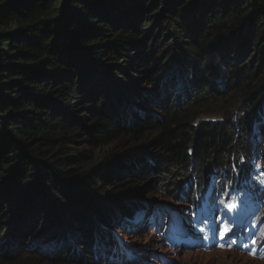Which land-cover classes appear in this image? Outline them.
Listing matches in <instances>:
<instances>
[{
  "label": "trees",
  "instance_id": "16d2710c",
  "mask_svg": "<svg viewBox=\"0 0 264 264\" xmlns=\"http://www.w3.org/2000/svg\"><path fill=\"white\" fill-rule=\"evenodd\" d=\"M200 1L186 0L183 7L188 3L201 4L203 13L214 15L212 24L206 27L202 14L201 20L193 18V21L188 18L179 21L171 17L170 28L167 30L173 37L171 47H174L173 51L177 50L175 57L180 60L182 67L191 69L185 70V76L193 83L195 94L185 105L169 107L160 120L146 122L141 128L132 125L138 120L143 121L149 112L142 117L143 115L132 111L136 119L126 121L130 122L126 126L119 118L120 113L128 109V97L124 91L130 93L139 90L142 79L132 78L122 86L98 71L103 68L106 71L113 69L114 73H124L125 67L106 61L120 59L117 57L119 50L127 53V45L141 39L129 31L115 33L109 40L105 39V36L108 32L115 31L118 22H131V19L125 18L128 13L140 14L158 3L151 12L154 15L165 5L164 0H0V195L4 186L12 181L15 192L10 197L13 198V203L16 206L22 200L28 204L32 203L29 205L30 209L23 210L13 222L10 232L8 231L9 235L0 240V249L7 247L2 251L4 254L0 255V264H46L44 257L52 258L48 260L50 264L66 262L61 252L64 247L74 243L73 238L83 243L84 253H81L80 257L88 252L86 246L90 245L94 256L118 259L117 242L110 238L107 225H102L103 228L99 230L94 225L93 218L84 210L82 203L85 200H94L88 198L84 190L75 186V183L83 181L86 188L96 191L90 183L93 181V174L100 164L106 165L108 174L104 172L100 175L103 184L100 183L99 189L102 188L104 192L100 194L108 198L111 194L107 191L105 182L109 173L113 172V166L119 164L122 157L133 151L141 150L150 155L154 150L164 153L165 164L171 167L169 178L172 180L166 183L179 185L180 193L185 196L186 202L197 217L198 207L205 201L206 191L214 183L216 188L219 185L218 190L227 201L237 202L240 198L238 203H245L241 200L244 195L234 193L237 186L234 174L241 163L246 168L238 170L239 176L245 177L246 180L249 178L247 173L242 171L249 168L251 131L254 128L251 119L255 117V121L264 114V77L256 78L259 73L264 76V71H261L264 67L256 68L252 61L247 60L249 64L244 65L245 62L241 68H232V65H236L235 62L225 56L234 43L237 47L246 46L244 42H248L252 34L257 36V41L264 39V0ZM158 15L159 22H166L162 12ZM223 17L229 22L221 26ZM208 49L211 50L209 54L206 52ZM232 49L233 53L239 54L238 49ZM127 54L122 53L124 56ZM219 56L224 59L220 64L231 66L221 70L218 64L214 70L212 65L218 61ZM207 60L210 62L206 63ZM147 63L149 61L146 59L137 67H141L144 79L148 80L150 70L146 67ZM232 70L234 81L236 78L240 79L238 85H244L241 94L246 93L243 115L232 117L234 124L232 121L195 123L197 115L192 114L194 110L216 104L218 96L225 95L220 91H223L226 85L222 86L220 81L217 83L213 73L223 72L230 75ZM160 78L162 76L159 75ZM83 79L89 80L84 82ZM93 79L96 81H91ZM237 79L234 84L238 83ZM157 80H148L149 90L156 89ZM87 82H90L89 92H86ZM80 89L87 94L95 91L100 93V103L89 106L87 117L92 122L91 126L83 124L76 115L72 116L76 111L72 114L73 110H70V106L76 107L75 93ZM238 89L230 88L227 95ZM149 90L138 94L143 104L148 105L154 99V91ZM104 95L110 98L111 104L104 106L107 100H103ZM165 98L160 97L155 102L156 105L163 104ZM85 101L92 104L93 96H86ZM262 129L264 133V127ZM148 131H154L153 136H148ZM86 134L90 136L87 142L91 145L115 141L118 151L111 149L96 161L89 159L80 169L74 166L61 169L65 165H78L80 157L87 156L69 149L77 137ZM140 139L145 140L140 142ZM143 156V153L140 156L135 155L134 162L139 163L141 160L150 168L158 166V159L145 160L146 157ZM127 157L132 158L130 155ZM154 163L156 165H153ZM12 167L15 168L10 174ZM140 170V165L134 167L135 173ZM65 177L70 179L66 180ZM186 177L187 180L183 183ZM120 182L125 184L124 186L127 184L126 180L120 179ZM254 186H258V183L255 182ZM254 189L256 195L263 196L258 188ZM168 191L170 189H167ZM126 192L141 195L139 187L128 188ZM42 196L45 201L40 203L38 201ZM53 198H57L53 201V206L58 207L61 202L67 210H71L70 214L74 217L57 216L52 211L53 206L52 209H45L46 203ZM105 206L106 204H103V207L94 205L92 209L97 215L104 217ZM41 209L49 213L41 230L46 229L45 236L50 239L47 242L31 244V248L40 256L33 257L34 261L26 260V253L10 256V253L18 251L16 246L20 238L29 232L25 226L33 227L27 223H34ZM138 218L139 215L135 217L134 222ZM67 220H71L72 225L66 224ZM43 221L41 218L37 223L42 224ZM119 221V217L113 216L110 223L115 225L119 224ZM76 225L80 226L78 231L67 233V227L74 229ZM34 228L37 226L34 225ZM95 229L97 234L93 232ZM107 240L110 243H107ZM70 248L69 246L68 249ZM74 256L77 257L75 248L70 253V257Z\"/></svg>",
  "mask_w": 264,
  "mask_h": 264
},
{
  "label": "rangeland",
  "instance_id": "374dc122",
  "mask_svg": "<svg viewBox=\"0 0 264 264\" xmlns=\"http://www.w3.org/2000/svg\"><path fill=\"white\" fill-rule=\"evenodd\" d=\"M185 1L186 0H184V2L177 1V3H172L169 0H164L165 5L160 7L154 15L151 14V12L158 6V3L150 10H145L140 14L130 12L125 18L128 20L131 19L132 21L135 19L136 21L134 20L133 22L131 21L127 23L125 20L124 24L120 21L118 22V25H115V31H110L105 36V39L109 40L115 33L129 31L133 32L135 36L141 39L139 42L127 45L128 47L126 50L128 54L119 50L117 57L120 59L106 61V63H113L125 67L124 73H114L113 69L106 71L103 68L98 71L103 73L105 75L104 77H108L117 85L122 86L129 83L132 78L134 80L142 79L139 90L133 92L130 91V93L124 91L128 97L126 100L128 102V109L120 113L121 118L119 119L123 125L125 124V126L130 123L126 121H131L135 118V116L131 113L132 111H135L138 115H143L142 117L149 112V114L144 117L143 121L138 120V122L132 125L143 128V125L146 122L160 120L164 111L169 107L185 105L195 94V87L193 83L185 76V70L188 67H182L180 60H177L175 57V52L177 53V50L173 51L174 47H171V40L173 37L167 30L170 28L169 22L171 17H174V19H178L179 21H183L187 18L188 20L193 21V18L201 20L200 15L202 14V21H205V26L208 27L209 24H212V17L214 15L212 14L208 16L207 12L203 13L202 11H204V9L201 4L198 3H188V5L183 7ZM199 2L201 1L199 0ZM159 12H162V14L165 15L166 22H159ZM221 21V26H224L227 22H229V20L224 17ZM244 43L246 46L241 45L240 47H237L235 43L234 46H232L235 50L238 49L237 52L239 54L236 52L233 53L232 48V51L230 49L228 50V53H226V56L231 57L225 56V58H230V60L236 64L232 65L234 66L232 68H241L244 65L249 64V61H252V65L256 68L264 67V39L257 41V36L252 34L250 40ZM72 44L75 45L73 42ZM206 52L209 54L211 53V50L208 49ZM122 53L127 55L124 56ZM217 58L218 61L212 65L214 70L215 65L217 66L220 64L223 59L221 56ZM146 59L149 61L146 67L150 70L148 80H152L153 78H156L157 80L158 77L156 83L157 87L154 90H149V87L147 86V78L144 79L141 67H137L141 61L143 62ZM187 60L188 58H186V61ZM247 60L249 61L247 62ZM209 62L210 60L206 61V63ZM198 63V65H200V62ZM243 63L245 64L242 65ZM226 66L231 65H224L221 63L219 68L222 70ZM188 69V71H191L190 68ZM233 72L234 71L232 70L230 75L223 72L213 73L214 80L217 83L220 81L222 86L226 85L224 90L220 91V93H225V95L218 96V102L216 104L194 110L192 114L197 115L195 123L200 124L204 121L228 123L232 121L234 124L232 117H236V115H243V112H245L244 95L246 93L241 94L244 90V85L243 87L242 83L238 85L241 81L240 79L236 78L238 83L234 84L236 79L234 81V77H232ZM159 75L160 77L162 76V78L159 79ZM260 77L263 78L264 76L259 73L256 78ZM83 80L85 82L89 79ZM91 81L96 80L93 79ZM90 82H87L86 85L84 83V85L88 88V91L86 92H89ZM230 88L239 89L232 92L230 95H227ZM145 90L154 91V99L149 102L148 105L143 104L138 97L139 92H143ZM86 92H83V90L80 89L75 93L77 96L75 101L76 107L70 106V110H73L72 114L76 111L72 116L76 115L83 124L91 126L92 122L90 118L87 117V114L89 113V106L97 105V102L100 101V93L97 91L91 92V90L90 92L92 94H87ZM237 93H239V95H237ZM86 96H93L94 102L91 104V102L85 101ZM103 97H105L103 100L107 99L105 100L106 102L104 103V106L111 104V100L107 95H104ZM160 97L166 98L163 101V104L156 105L155 102ZM119 110L122 111V109ZM254 118L255 117L251 119V124L254 128H252L253 130L251 131L252 138L250 137L251 150L249 158V168L252 169L249 170L248 168L242 171L243 173L246 172L249 176L246 180L245 177H241L238 174V170L243 169L244 167L246 168V166L241 165V163L239 164V169L236 170L234 174L235 183L237 184L234 189V193L245 195L246 201L249 202L248 204L255 203L258 205V208L255 209L252 214L246 215V224L243 227H240L237 232L233 231L235 223L232 221L229 210L225 208L228 204L225 205L224 203L228 202H226V200L222 197L221 192L218 190V188H220L219 185L218 188H216V183H214L215 185L213 184L208 188L206 191L205 202H202L200 207H198V217L196 218V215L190 208L189 203L186 202L185 196L180 193L181 188L178 187L179 185H168L166 183L172 180L169 178L171 167L169 164H165L166 159L164 153L160 150H154V153L150 155L149 153H145L141 150L133 151L128 153V155L132 157L131 159H129L126 154L124 158L122 157L119 164H113L114 166L112 165L114 170L112 173H109L105 182V186H107L108 189L107 191L111 194L107 199L104 198V195L100 194L103 193L104 190L102 188L99 189L100 183L103 184L100 175L104 172L108 174V170L105 168L106 165L102 166L100 164L93 174L94 178L90 183L92 188L96 189V191L86 188L83 181L75 183V186L84 190V193L88 195V198L94 200L92 202L85 200V202L82 203L84 210L90 217L93 218L92 221L95 223L94 225L99 228V230L100 228H103V226L107 225L110 238L117 242L119 250L118 259L114 260L111 258L94 256V254L90 251V245L86 246L88 252H86L83 257H80V254L84 253L83 243L73 238L74 243L64 247V250L61 252L63 257L66 259V262L64 261L60 264H264V195L261 197L260 195L258 196L255 193H251L255 182L258 183V186L264 188V133L262 129L264 127V114H261V116L255 121H253ZM152 132L154 131H148V136H153ZM89 137L90 136L87 134L86 136L77 137L76 142L69 147V149H73L75 152L78 151L80 153L87 154V156L85 158L80 157V163L78 165H65V167L61 169H67V167L69 168L73 166L80 169L81 165L87 163L86 161L89 159L96 161L104 153L110 151L111 149L118 151V149L115 148L117 146L116 143L114 144L115 141L109 142V144L91 145L87 142ZM145 139H140L139 141L141 142V140ZM142 153L144 154L143 157H146L145 160H147V158H151L153 161H156L157 159L160 161L158 162V166H155V168L152 167L154 170L146 166V164L141 160L138 161L139 163L134 162L133 157L135 155L140 156ZM136 160L137 159H135V161ZM139 165L141 170L135 173L134 167H138ZM153 165L156 164L154 163ZM14 168L15 167L11 168L10 174L13 173ZM85 169L86 168H83V170ZM186 174L187 173H185V175ZM219 175L220 173H218V176ZM65 179L69 180L70 178L65 177ZM118 179L119 181H116ZM120 179L126 180V186L120 182ZM186 180L187 177L182 182L184 183ZM115 183H118V185H114ZM182 185L183 184H181V187ZM14 187L18 189L17 186ZM138 187L140 188L139 193H141V195L136 198L135 204H132L125 210L122 209L124 207L123 204L121 207H108V205L112 203V200L116 199L118 193L127 191L128 188ZM167 189H170V191L167 192ZM14 192L15 190L13 188L12 181H10L7 186H4L0 195V240H4L9 235L8 231L10 232L13 222L20 214L23 213V210L25 211L26 208V211L29 210V205L32 204H28L24 202L25 200H22V202L16 206V204L13 203V198L10 197ZM84 197L86 196L84 195ZM56 199L57 198H53L49 201L50 203H46L45 209H52L53 201ZM43 201H45L44 196L40 197L38 202L43 203ZM103 204H107L103 208L104 210L102 209L104 211V217L97 215V213H95L92 209L94 205H100L103 207ZM53 207L52 211L61 218H63L62 215L74 217L73 214H70L72 213L71 210H67L63 205H61V202H59L58 207L56 205ZM42 210L43 209H41V212L39 211V215L35 217L34 223H27V225H33V227L29 228L28 226H25L29 232H26L25 235L20 238V241L16 246V248H18L17 252H7L8 254H11L10 256L26 253L28 256L26 260L29 261H34L33 257L40 256L38 252L31 248V244L39 241L47 242L50 239V237L48 238L45 236V234H47V230H41L47 220V217L49 216V213ZM138 215V220L134 222L135 217ZM113 216L119 217V224L116 223L113 225L110 223ZM41 218H43L44 221L42 224H38L37 221ZM72 222H75V220H72ZM66 224L72 225L71 220H67ZM34 225L37 226V228H34ZM225 226H227L230 231L227 235H225L224 239L221 240L220 232ZM79 227L80 226L77 227V225L74 229L67 227V231H69L67 233L71 234L74 230L78 231ZM92 229L90 228V230ZM93 232H96V229ZM231 241H235L231 247L217 246L220 244L228 245ZM253 241H255V243H253ZM106 242L110 243L108 240ZM69 246L71 247L70 249H68ZM5 248L0 249V255L4 254L2 251H4ZM74 248L77 257H70V253L74 250ZM114 255L115 253L112 257ZM44 259L47 261L46 264L51 263L48 262V260H52V258L49 259V257H44Z\"/></svg>",
  "mask_w": 264,
  "mask_h": 264
},
{
  "label": "water",
  "instance_id": "95a60500",
  "mask_svg": "<svg viewBox=\"0 0 264 264\" xmlns=\"http://www.w3.org/2000/svg\"><path fill=\"white\" fill-rule=\"evenodd\" d=\"M140 195H134L131 193H127L126 191L120 193V195H118L116 197L115 200H112V203H110V205H108V207H117L123 204L124 207L122 208L123 210L129 208L132 204L136 203V198H138ZM107 199V198H105ZM107 205V204H106Z\"/></svg>",
  "mask_w": 264,
  "mask_h": 264
},
{
  "label": "snow or ice",
  "instance_id": "6c2138e0",
  "mask_svg": "<svg viewBox=\"0 0 264 264\" xmlns=\"http://www.w3.org/2000/svg\"><path fill=\"white\" fill-rule=\"evenodd\" d=\"M229 231H230V229L227 226H225L224 229L220 232V239L223 240L225 235H227V233ZM233 243H235V241H231L228 245L220 244L217 246H219V247H225V246L231 247ZM253 243H255V241H253Z\"/></svg>",
  "mask_w": 264,
  "mask_h": 264
},
{
  "label": "bare ground",
  "instance_id": "6f19581e",
  "mask_svg": "<svg viewBox=\"0 0 264 264\" xmlns=\"http://www.w3.org/2000/svg\"><path fill=\"white\" fill-rule=\"evenodd\" d=\"M74 257H76V256H74Z\"/></svg>",
  "mask_w": 264,
  "mask_h": 264
}]
</instances>
